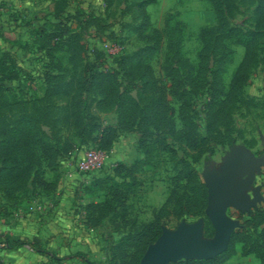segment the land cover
<instances>
[{
    "label": "rangeland",
    "instance_id": "1",
    "mask_svg": "<svg viewBox=\"0 0 264 264\" xmlns=\"http://www.w3.org/2000/svg\"><path fill=\"white\" fill-rule=\"evenodd\" d=\"M143 1L145 0H0V72L16 70L20 77L13 83L4 81L2 84L0 82V85L10 84L12 88L20 84L23 87L20 88L21 95L26 97L30 92H35L37 96H42L44 90L39 87V82L31 85L25 78L28 74L36 76L45 68H49L55 75L52 80L55 93L51 97V112L55 122L52 126L44 123L40 125L41 131L53 142L55 148V160L44 173V178L49 182L54 181L55 187L48 192L28 188L19 197L16 208L10 210L40 223L50 219L56 210L67 214L71 227L80 226L85 233L80 243L76 239L63 241L61 238L56 239V243L62 245L68 242V245L75 243L86 246V261L82 259L79 264H126L130 251L121 258L117 244L122 237L132 234L142 224H150L158 218L160 207L169 198L171 189L179 182L175 177V160L179 157L191 160V166L203 184V171L206 168H218L233 146L246 148L254 158L264 157V26L259 25L258 0H148L141 6ZM217 7L230 26L244 31L257 29L260 33L246 84L228 108L231 125L219 127L214 139L208 141L201 152L180 145L173 159L166 152H162L136 171L137 182L134 191L127 192L123 216L121 208L117 206L103 210L89 208V204L102 202L106 196V192L93 183L94 180L108 174L114 175L115 168L129 165L143 154L138 145L139 134L136 131H118L111 146L104 150L107 159L102 167L85 173L75 172L73 177L67 176V171L74 167L86 147L96 148L101 130L116 122L115 107L102 110L97 103L101 98V94L97 92V84L110 86L112 74L110 80L101 81V78H97L91 91L86 96L81 94V75L88 60V53L82 51L81 45L93 42L90 52L94 48H100L105 56L109 55L111 63L102 70L101 75L115 70L113 74L118 78L119 75L115 72L118 71L117 64L122 62V57H131L140 48L147 46L150 43L147 36L152 35L154 30H159L163 39L159 49L147 62L158 84L166 85L167 78L162 68L166 24H182V53L196 67L202 47L200 31L216 24ZM62 8L80 15L81 18L83 16L84 19L90 17L88 22L91 26L88 31H82L76 17L69 23L68 29H72L79 37L71 44L64 43L61 48H51L48 54L44 53L45 49L40 50L42 37L37 27L43 26L46 32L55 30L57 26L51 22L52 15ZM143 13L146 15L147 24L141 29ZM23 22L29 24L25 25ZM50 42L53 44L54 39ZM106 43L114 49L113 53L106 51ZM226 44L233 50V59L221 74L222 83L227 89L245 49L231 40H227ZM211 65L212 60L209 63V66ZM209 78L211 81V77ZM144 81L143 77L138 78L133 96L136 97L137 93L140 98L145 95L142 89ZM5 95L6 100L11 101V98L7 97L10 94L5 92ZM195 96L197 132L200 137H204L206 119L201 103L206 96L205 88L199 89ZM1 97L0 94V103ZM26 100L27 97L23 98L24 111L41 116L38 104L32 105L31 101ZM2 108L0 107V112ZM10 113L13 117L19 116L18 104L10 106ZM81 120L84 121L83 128ZM262 167L261 174V167L259 172H255L254 177L257 180L253 177L251 187L247 191L250 198L254 193L264 198V166ZM116 178L121 182L120 177ZM261 187L263 193L260 191ZM59 200L62 201L61 204L57 203ZM258 203V206L251 207L249 211L227 213L230 217L238 219L242 226V221L250 212L258 209L264 213V200ZM205 207L186 218H179L170 212L159 217V224L162 228L175 229L181 220L193 222L202 218L204 235L210 237L213 228L212 232L205 231V226H211L204 212ZM43 247L61 258L64 257L59 264H68L67 257L72 253L68 251L67 255L63 251L59 252L57 245H51L47 241H44ZM241 248V243H236L233 254L219 264H260L254 254L242 255ZM37 260L39 264L50 263L48 256L39 255ZM71 264L78 263L74 261Z\"/></svg>",
    "mask_w": 264,
    "mask_h": 264
},
{
    "label": "trees",
    "instance_id": "2",
    "mask_svg": "<svg viewBox=\"0 0 264 264\" xmlns=\"http://www.w3.org/2000/svg\"><path fill=\"white\" fill-rule=\"evenodd\" d=\"M147 2L148 0L143 1L141 6ZM257 13L260 20L259 25L264 26V0H258ZM142 16L141 29L147 24L145 13ZM76 17H78L82 31H88L91 26L88 22L90 17L84 19L82 16L81 18L80 15L65 10V8L52 15L51 22L57 26L55 30L46 32L43 26H38L37 31L42 37L40 50L45 49L44 53L48 54L51 48L59 49L64 43L74 42L79 36L72 29H68V25ZM23 24L27 25L29 22H23ZM259 35L257 29L244 31L230 26L221 16L220 8L217 7L216 24L200 31L202 47L199 62L194 67L182 53V24L167 23L164 32L165 53L162 63L164 75L167 78L166 85L158 84L147 62L159 49V44L163 39V34L159 30H154L152 35L147 36L150 42L147 46L140 48L131 57H122V62H118L120 66L117 64L118 71L115 72L119 75L118 78L113 74L115 70L112 73L101 75L102 70L111 63L108 59L109 55L105 56L100 48H94L90 52L93 42L81 45L82 51L88 53L86 54L88 60L80 82L83 96L91 91L97 78H101V81L110 80V74H112L110 86L97 84V92L101 94L97 103L102 110L115 107L116 122L101 130L96 148L108 149L118 131H136L139 134L138 145L143 154L129 165L119 166L120 169L115 168L114 175L108 174L96 178L93 183L105 191L106 196L102 202L89 204V208L103 210L117 206L121 208L123 216L127 192L134 191L137 182L136 171L149 164L155 156L162 152H166L173 159L180 145H184L189 150L201 152L207 142L214 139L219 127L231 125L228 108L246 84L248 69L255 58ZM51 39H54L53 44L50 42ZM227 40L241 44L245 52L226 89L222 83L221 74L233 59V50L226 44ZM211 60L212 65L209 66ZM15 71H1V84L4 81L13 83L19 80L20 77ZM139 77L145 79L142 84L145 95L141 98L138 93L136 97L132 94ZM54 78L55 75L49 68L38 72L36 76L28 74L25 78L31 85L39 82V87L44 90L42 96H37L35 92H30L26 96L32 105L38 104L41 116L24 111L22 102L26 97L21 95L20 88L23 89V87L20 84L18 88L16 86L11 88L10 84L0 85L1 100L5 101V103H0V107H3L0 112V216L3 218L13 213L11 210L16 208L19 197L28 188L48 192L55 187L54 181L49 182L44 178L45 169L51 167L55 160L54 144L40 128L41 123L52 126L55 122L51 112L53 108L51 97L55 93L52 83ZM201 88H205L206 93L204 102L201 103L206 119L204 137L198 135L194 111L195 95ZM5 92L10 94L7 97L11 98V101L8 98L6 100ZM14 104L16 106L18 104L20 109V114L16 117L10 113V106ZM81 121V128H83L84 121ZM175 164H177L175 177L179 182L171 189L169 198L160 207L158 218L150 224H142L132 234L122 237L117 244L121 258L130 251L126 264H139L147 245L159 236L162 229L159 217L172 212L179 218H186L190 214H197L206 205L207 190L192 168L191 160L179 157L175 160ZM116 176L121 178V182ZM205 231L212 232V226H205ZM3 242L7 249L25 246L40 256H48L49 264H59L58 262L64 259L44 248V240L40 238L10 239L5 236ZM236 243H241L242 255L254 254L260 264H264L263 212L258 209L250 212L242 221V226L233 232L227 249L222 253L209 259H181L172 264H219L233 254ZM84 254V252L76 251L69 255V258L79 257L86 261ZM124 261L123 259V263Z\"/></svg>",
    "mask_w": 264,
    "mask_h": 264
},
{
    "label": "water",
    "instance_id": "3",
    "mask_svg": "<svg viewBox=\"0 0 264 264\" xmlns=\"http://www.w3.org/2000/svg\"><path fill=\"white\" fill-rule=\"evenodd\" d=\"M264 145V141H263ZM264 166V157L254 158L244 147L233 146L218 168H206L203 181L207 189L204 209L213 228L210 237L204 235V220H181L175 229L162 228L154 242L148 244L139 264H172L178 260L212 258L227 249L233 232L241 226L230 217L229 208L245 212L255 207L263 197L257 193L250 198L255 172Z\"/></svg>",
    "mask_w": 264,
    "mask_h": 264
},
{
    "label": "crops",
    "instance_id": "4",
    "mask_svg": "<svg viewBox=\"0 0 264 264\" xmlns=\"http://www.w3.org/2000/svg\"><path fill=\"white\" fill-rule=\"evenodd\" d=\"M61 204L62 201L57 202ZM53 216L47 221L40 223L33 218H24L14 212L10 216L0 217V263L1 264H39L37 258L39 255L33 250L21 246L15 249H7L4 245V237L10 239L16 238H40L42 241H47L49 244L58 246V251H63L65 254L74 253L76 251L85 252V247L81 244H57L56 239L61 238L63 241L76 239L80 243L85 231L80 226L72 228L70 217L62 213L60 210L53 212ZM69 247V248H68ZM81 247V248H80ZM81 249V250H79ZM69 251V253H68ZM68 264L72 262L81 263L79 257H67ZM70 260V261H69Z\"/></svg>",
    "mask_w": 264,
    "mask_h": 264
},
{
    "label": "built area",
    "instance_id": "5",
    "mask_svg": "<svg viewBox=\"0 0 264 264\" xmlns=\"http://www.w3.org/2000/svg\"><path fill=\"white\" fill-rule=\"evenodd\" d=\"M104 47L108 53H113L114 49L111 48L109 44H104ZM106 159L107 155L104 150L94 147H86L76 161L74 167H71L70 170L67 171V176L73 177L75 172L85 173L97 170L103 166Z\"/></svg>",
    "mask_w": 264,
    "mask_h": 264
},
{
    "label": "flooded vegetation",
    "instance_id": "6",
    "mask_svg": "<svg viewBox=\"0 0 264 264\" xmlns=\"http://www.w3.org/2000/svg\"><path fill=\"white\" fill-rule=\"evenodd\" d=\"M262 169H263V167H261L260 174H261L262 171H263ZM256 177H257V176H256ZM254 178H255V177H254ZM255 180H257V178H255ZM255 180H254V181H255ZM253 186H255L254 183H253ZM262 189H263V187L260 188V191H261V192H262ZM262 193H263V192H262ZM258 205H259V203H257L256 206H258ZM228 211H234L235 213H239V211H237V210H235V209H232V208H229V209L227 210V212H228Z\"/></svg>",
    "mask_w": 264,
    "mask_h": 264
}]
</instances>
